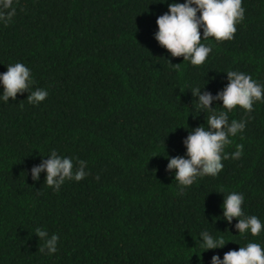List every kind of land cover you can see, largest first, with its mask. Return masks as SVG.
Listing matches in <instances>:
<instances>
[{
  "label": "trees",
  "instance_id": "trees-1",
  "mask_svg": "<svg viewBox=\"0 0 264 264\" xmlns=\"http://www.w3.org/2000/svg\"><path fill=\"white\" fill-rule=\"evenodd\" d=\"M172 2L13 0L15 16L0 21V73L22 63L31 90L48 96L0 98V264H211L249 242L264 249V100L251 113L239 105L228 112L246 126L225 152L238 144L243 152L222 160L218 175L197 177L181 194L175 170L166 171V155L186 156L189 130L207 126L191 89L215 96L227 71L264 86V0H242L234 38L201 39L212 49L201 65L155 39L157 17ZM221 105L212 102L217 112ZM53 150L73 160V171L85 161L89 174L59 191L46 171L33 181L31 168ZM231 192L243 194L245 216L260 220L259 235L223 218ZM36 228L58 235L55 253L38 251ZM204 231L225 246L205 250Z\"/></svg>",
  "mask_w": 264,
  "mask_h": 264
},
{
  "label": "clouds",
  "instance_id": "clouds-1",
  "mask_svg": "<svg viewBox=\"0 0 264 264\" xmlns=\"http://www.w3.org/2000/svg\"><path fill=\"white\" fill-rule=\"evenodd\" d=\"M16 11L13 0H0V21L5 25L11 22ZM244 11L242 0H185L184 3H176L173 0L168 4V11L157 17L158 30L155 32V39L171 56H182L183 61L201 65L212 50L210 46L202 44L201 39L214 37L217 41H223L234 38L236 24L244 19ZM174 67L179 68V63H175ZM226 73L228 83L215 96L209 91L201 92V88L191 89L192 95L198 97L200 111L203 110L207 114V126L199 125L189 130L187 137L183 139L186 156L166 155V171L175 170V180L178 181L181 194L184 187L192 185L197 177L218 175L223 169L222 160L241 157L242 144L236 145V151L231 154L225 152V147L232 143L230 136L243 131L246 121H229L228 112L239 105L246 113H251L254 102L264 100V86L257 84L250 75L238 71ZM0 83L3 85L0 98L4 102H9V98L16 100L17 94L24 92L28 93L29 103H39L48 96L44 89L31 90L34 82L30 69L19 62L7 65V71L0 73ZM214 100L222 101L221 106L226 111L217 112L215 107H212ZM77 164L73 171V160L62 157L53 150L47 159H42V163L31 168V176L33 181H36L40 173L46 171V184L59 191L66 179L80 181L89 174L85 171V161L78 160ZM95 179L99 180V176ZM243 201L244 196L241 193L231 192L227 196L224 195L223 218L229 224L233 218H238L235 228L240 234L250 230L253 236H257L261 232L262 224L255 215L245 216L242 210ZM34 233L39 237V241H43L38 251L45 253L47 250V254L57 251V234L49 237L47 231L41 228H36ZM200 236L203 238L202 246L205 250L222 248L226 244L223 237L214 239L207 231L202 232ZM211 264H264V249L258 243L249 242L239 250H229L223 259L219 255H213Z\"/></svg>",
  "mask_w": 264,
  "mask_h": 264
}]
</instances>
